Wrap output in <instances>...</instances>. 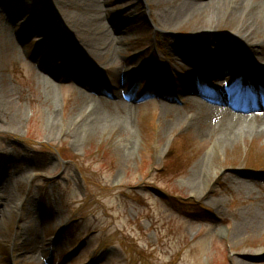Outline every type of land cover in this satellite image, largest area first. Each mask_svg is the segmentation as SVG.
Segmentation results:
<instances>
[{"label":"rangeland","instance_id":"1","mask_svg":"<svg viewBox=\"0 0 264 264\" xmlns=\"http://www.w3.org/2000/svg\"><path fill=\"white\" fill-rule=\"evenodd\" d=\"M197 1L0 0V264H264V136L217 143L218 114L190 126L215 106L264 128L248 80L264 58L224 74L247 19L173 16ZM95 13L110 47L85 28ZM92 101L117 122L85 128Z\"/></svg>","mask_w":264,"mask_h":264},{"label":"bare ground","instance_id":"2","mask_svg":"<svg viewBox=\"0 0 264 264\" xmlns=\"http://www.w3.org/2000/svg\"><path fill=\"white\" fill-rule=\"evenodd\" d=\"M92 1L94 4H97L101 7V5H102L101 0H92ZM250 3H251V0H212V1L206 2V3L203 2L202 0H198L197 2H193V3H189V4H186V3L182 4L180 6V12L174 13L173 16L176 17V19H180L184 15H186L187 12L191 13L194 10H195L194 12H197V10H199V9L202 11V9L204 8L206 10L210 9V11H211V9H213L211 12L212 13L218 12L217 13L218 16L221 15L222 12H225V14L228 16L244 17V19H247L244 22V25L245 26L247 25L246 26L247 28L246 29H240V28L238 29L242 32V35L244 36V37H242V39L239 42L244 47L245 51H248V52L252 51L254 53L258 52L264 58V51H262V49L259 47L257 48L258 44H256L257 45L256 47L253 46V43H256V42L252 43L254 36L256 34H258L259 28L256 27V24H254V23L248 27V24L250 23V20L248 18H250L252 16L254 17L257 15V14H254L256 9H257V7H255L256 5H251ZM96 11H97V9H95V12ZM252 14H254V15H252ZM103 21H104V19H103L102 15L100 13L99 14L95 13V15H93L91 17V20L86 21L85 28L86 29L88 28V31L91 34H94L93 41L102 44L103 47L104 46L110 47V44L108 43L107 38H106V35H107L106 32L99 33L101 25L104 24ZM95 34H97L98 36ZM260 49H261V51H260ZM204 52H211V50H205ZM186 53H189V51H183L182 50V54H186ZM213 53H215V52H213ZM240 57L241 56H239V55H233L231 57V60L234 61V63L231 64L230 66H228V64H227L226 67L223 68L224 74H231L233 72V68H235L234 64L236 62L235 60L240 58ZM204 58H209V56L204 54ZM220 72L221 71L215 72V78L216 79L223 77V75H222L223 73H220ZM262 75L264 76V70L262 71ZM248 77L252 81L253 80L257 81L256 80L257 75L255 73L248 75ZM209 100L213 101L212 99H209ZM215 102H218V101H215ZM92 105L94 107L90 108L87 106L86 110H85L89 113V117H87L88 119L86 120V123H84L85 128H88V129L93 128L96 125H98L99 123L107 126L109 123L112 124L114 122L115 123L117 122L114 118L107 117L106 115L103 114V112H102V109H103L102 107L104 106L103 101L102 102L100 101L98 103L92 101L91 106ZM201 105L203 106V108H206L203 102H201ZM208 109H211L212 111L207 113V111L205 109H201L200 112L195 113L194 114V120L190 123L191 124L190 126L197 125L198 123H196V122L200 121L202 115H204V114H208V115L211 114L212 116L215 114H218V117H220V116L225 117L224 121H226V122L228 121L227 122L228 126L226 127V129L223 133L218 135V138L216 141L217 143H219L221 141H222L221 143H224V142L232 143L234 140H236L235 136L237 135V137H238L239 134H241L244 137L249 136L250 138L252 136H255V137L256 136H264V128L261 127V125H258V127H250V126L247 127V125H244V123L242 121L230 119V117H233V116H232V114L227 112L228 110H226L225 108H221L222 110H220L218 107L213 106V107L208 108ZM121 112L125 117H127V115L129 114V113L125 114L124 112H126V111H124V110H122ZM127 112H128V110H127ZM212 116H211V119H213ZM215 116H217V115H215ZM178 120H175V122H171V123H175V124H171V126L177 125L180 122ZM222 121H223V119L219 123H217V121H215L214 122L215 127L213 129L215 130V129L219 128V126L223 123ZM113 126H115V125H113ZM171 126L169 124L168 128ZM112 128H114V127H112ZM115 128H116V126H115ZM210 135H211L210 133H208V134L205 133V134H202L201 138L206 137V139L207 138L209 139V137H211ZM205 160L206 159H203L201 162H199L197 164V167H198V169L196 171L197 173L199 171L201 172L202 168L205 167V165H206ZM207 161L208 160H206V162ZM198 175H200V174H198ZM31 250H33V249H31Z\"/></svg>","mask_w":264,"mask_h":264},{"label":"water","instance_id":"3","mask_svg":"<svg viewBox=\"0 0 264 264\" xmlns=\"http://www.w3.org/2000/svg\"><path fill=\"white\" fill-rule=\"evenodd\" d=\"M262 261H264V258H262Z\"/></svg>","mask_w":264,"mask_h":264}]
</instances>
